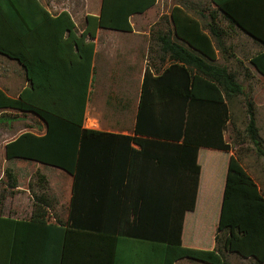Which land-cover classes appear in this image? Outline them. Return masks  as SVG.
I'll return each instance as SVG.
<instances>
[{"label": "crops", "instance_id": "0c3cea01", "mask_svg": "<svg viewBox=\"0 0 264 264\" xmlns=\"http://www.w3.org/2000/svg\"><path fill=\"white\" fill-rule=\"evenodd\" d=\"M38 2L51 16L68 12L78 32L85 27L86 15H98L101 5V0ZM157 3L158 28L150 25L145 28L148 23L145 13ZM218 3H225L238 23ZM154 5L130 15L131 31L97 27L92 39L94 53L83 127L140 139V142L135 139L130 142L121 198L111 193L104 199L100 193L101 179L91 177L79 184L72 208L73 175L55 166L19 158L12 167L15 170L9 169L4 153L6 142L24 128L41 133L44 124L31 112L0 109V150L4 155L0 161V217L26 222L0 227L1 234L5 233L0 236V243L12 239L16 246L14 257H2L0 264H166V245L198 248L215 245L214 199L221 189L225 158L215 149L180 147L179 141L136 135L142 79L146 68L155 72L167 64V54L159 45V38L166 33L185 46H188L185 41L195 42L230 69L245 66L264 47L250 33V30L261 33L264 0H157ZM21 23L32 26L53 22L29 17ZM52 32L51 28H42L39 33L46 38L39 51L49 61L50 71L56 69V58L63 56L67 49ZM33 67L38 70L36 63ZM28 85L22 63L0 53V89L10 97H18ZM12 112L21 117L12 118L8 115ZM30 115L38 122L33 123ZM7 136L11 138L6 139ZM180 148L182 152L201 153L195 164L200 172L199 189H194L187 170L183 175L189 163H184L182 155L179 157L174 152ZM168 149L173 151L170 155ZM40 175L45 176L50 187V193L45 192V196L54 208H48L45 224L31 221L35 196L41 193ZM182 187L191 191L190 195L183 197ZM7 192L14 194L13 197L7 198ZM61 205L62 213L55 210ZM183 259L173 264H180Z\"/></svg>", "mask_w": 264, "mask_h": 264}, {"label": "trees", "instance_id": "16d2710c", "mask_svg": "<svg viewBox=\"0 0 264 264\" xmlns=\"http://www.w3.org/2000/svg\"><path fill=\"white\" fill-rule=\"evenodd\" d=\"M156 1L101 0L98 15H86L85 27L78 32L66 11L51 16L38 0H0V53L21 62L29 81L18 97H10L0 89V109L31 112L44 124L41 133L25 130L6 142L5 158L38 161L73 175L72 208L79 184L91 177L101 179L100 193L104 199L111 193L121 198L130 142L132 139L140 142L139 138L130 135L83 127L95 30L103 27L131 31L130 15L144 12ZM218 5L237 22L225 3ZM29 17L47 18L53 23L32 26L21 23ZM42 28H51V35L58 36L67 46L64 55L56 58L58 66L54 71H50L49 61L39 51L46 39L39 34ZM250 33L264 45V16L261 18V33L252 30ZM184 43L188 46L174 41L168 33L159 38L160 49L167 54V64L156 68L155 72L148 68L144 71L134 133L179 141L180 147L192 145L201 146L203 150H218L225 158V164L221 170V189L214 199L215 245L207 248L166 245V264H173L181 258L205 264H227L223 251L235 252L264 264V196L253 177L230 152V144L224 139V130L230 120L228 99L243 94V87L236 78V70L215 61L205 48L195 42ZM66 59L68 65L64 63ZM249 63L264 76V47L249 59ZM247 115L245 135L254 145L256 154L264 158L250 99L247 100ZM178 150L174 152L179 157L182 155L184 163H189L183 175L187 170L194 189H199L200 172L195 164L201 153ZM171 152L168 149L169 155ZM39 180L43 191L35 196L31 221L45 224L52 202L45 196V176L40 175ZM14 183L10 182V185ZM217 187L218 184L214 185L215 189ZM187 190L182 189L183 197L190 195L191 191ZM25 223L11 217H0V227ZM58 224L63 226L59 220ZM4 235L0 231V236ZM15 247L12 239L5 244L0 243V258H13Z\"/></svg>", "mask_w": 264, "mask_h": 264}, {"label": "rangeland", "instance_id": "374dc122", "mask_svg": "<svg viewBox=\"0 0 264 264\" xmlns=\"http://www.w3.org/2000/svg\"><path fill=\"white\" fill-rule=\"evenodd\" d=\"M83 19V18H82ZM145 19L147 24L145 28L154 26V29L158 28L159 9L158 3L154 5L147 13H145ZM246 67L242 66H231L233 70H236V78L243 87V94L236 95L228 99V108L230 113V120L224 130V139L230 144V152L238 158L241 165L246 171L253 177L258 185L260 192L264 196V158L256 154V150L252 142L245 135V126L248 122L247 115V100H252L255 123L258 128V134L261 139V145L264 148V76L260 74L256 69L253 68L247 61ZM99 75V74H97ZM7 114V113H6ZM8 115L12 118L21 117L17 113H9ZM33 123H37V119L30 115ZM30 123V122H29ZM25 124V123H24ZM43 124V123H42ZM28 130L24 128L20 131ZM19 133V132H17ZM10 139L11 136L5 137ZM4 155L2 149L0 150V161H3ZM19 159L14 158L8 160V168L12 171L15 170L12 167ZM40 166V173L42 171ZM41 186V180H39ZM39 186L40 192L43 191ZM49 189V190H48ZM42 190V191H41ZM45 192L50 193L49 185H46ZM14 194L6 193V197H13ZM54 209V208H50ZM62 213V205L55 208ZM54 211V210H53ZM223 257L227 264H260L253 258H244L235 252L223 251ZM180 264H205L201 261L183 259Z\"/></svg>", "mask_w": 264, "mask_h": 264}]
</instances>
